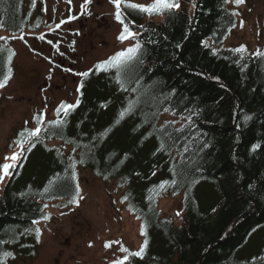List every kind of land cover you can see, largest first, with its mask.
Wrapping results in <instances>:
<instances>
[{
  "label": "trees",
  "instance_id": "16d2710c",
  "mask_svg": "<svg viewBox=\"0 0 264 264\" xmlns=\"http://www.w3.org/2000/svg\"><path fill=\"white\" fill-rule=\"evenodd\" d=\"M179 4L152 16L122 4L125 22L139 33L142 62L123 74L124 89L114 69L82 77L77 106L51 119L62 124L45 122L35 146L43 149L41 165L54 166L42 179L16 185L23 157L0 196V252L15 256L4 264L37 257L42 232L37 242L31 229L50 221L41 210L51 217L50 204L76 205L67 202L86 170L113 185L140 222L147 247L143 258L125 264H264V58L253 55L264 49L244 44L243 59L231 51L240 47L228 42L240 25L232 0ZM53 27L46 0H0V78L12 70L6 86L16 74L9 36L45 38ZM8 49L15 52L10 65ZM72 161L75 181L67 179ZM169 199L177 200L172 215L161 208Z\"/></svg>",
  "mask_w": 264,
  "mask_h": 264
},
{
  "label": "rangeland",
  "instance_id": "374dc122",
  "mask_svg": "<svg viewBox=\"0 0 264 264\" xmlns=\"http://www.w3.org/2000/svg\"><path fill=\"white\" fill-rule=\"evenodd\" d=\"M127 2L147 5L152 0ZM81 5H84L83 10ZM237 8L240 22L244 23L228 42L233 46L246 44L264 49V0H245ZM46 10L54 27L45 38L30 34L22 35V39L9 36L16 51V74L0 92V164L6 162L5 156L10 157L19 151L13 142L25 127L35 128V114L46 111V121L56 119L55 110L61 102L77 104L83 77L79 73L93 69L98 62L134 43L131 40L121 43L117 39L122 25L115 19V7L110 0H91L88 4H84V0H71L70 3L68 0H46ZM3 36L4 33H0V37ZM65 54L68 56L64 58L69 57L68 65L70 62L77 64L68 79L67 91L56 89L65 84L61 73L66 71L68 74L69 66L63 70L59 63ZM46 81L50 83L49 88H44ZM73 91L74 96L69 100ZM40 147L34 146L24 153L26 160L15 180L16 185L29 184L34 177L42 179L54 166V162L46 167L41 165L44 155ZM23 157L17 161V167ZM17 167L11 170L12 174ZM11 175L0 182V196ZM80 183L83 199L79 200L78 206L59 209L57 203L49 205L50 221L39 224L42 241L37 257L20 259L14 264H111L123 253L121 245L129 250L141 248L144 237L140 222L127 211L121 195L115 193V187L88 170L80 174ZM176 204L174 199L162 200L161 208L165 214L172 215ZM111 241L119 243L106 248L105 243ZM262 241L259 237L252 246ZM250 248L244 253L245 259L249 258Z\"/></svg>",
  "mask_w": 264,
  "mask_h": 264
},
{
  "label": "snow or ice",
  "instance_id": "6c2138e0",
  "mask_svg": "<svg viewBox=\"0 0 264 264\" xmlns=\"http://www.w3.org/2000/svg\"><path fill=\"white\" fill-rule=\"evenodd\" d=\"M70 3L71 0H68ZM91 0H84V4L90 3ZM111 3L114 4L115 7V19L117 22H119L122 25V31L120 35L117 37V39L124 43L125 40H131L134 43H131L130 46L127 48L121 49L116 51L114 54H112L110 57H108L104 61L98 62L94 69H89L88 71L79 73V75L83 77L89 76L90 73L93 71L100 72V71H108L110 69L115 70V78L117 80V83L120 84L121 88L124 89V80L122 79L123 74L130 69L132 64L136 62H142L140 61V53L142 51V45L137 39V36L139 35L138 32H134L130 25L125 22L124 20V13L121 11L122 4L125 8L138 12L140 14H148L149 16L152 15H163L165 12L171 14V11L173 9H178L180 7L179 0H152L150 4L143 5V4H137V3H129L127 0H110ZM229 2V0H225V3ZM233 3H235L237 6L240 4H243L245 0H232ZM195 7V4L193 5ZM81 8L83 10L84 5H81ZM90 14V13H89ZM233 16L239 15L237 12L232 13ZM74 18V17H70ZM63 22V21H62ZM243 21L240 22V25H243ZM59 27V25H57ZM140 27H143L142 25ZM232 27H236V24H232ZM231 29H229V32ZM23 37H21L22 39ZM43 39V36L40 37ZM4 39L3 37H0V40ZM51 43V41H49ZM0 51H3V49H0ZM231 51H234L236 53L240 54V58L243 59L244 56L248 53L247 46L241 45L240 47L236 49H232ZM7 62L10 65L13 56H15V52L12 49L7 50ZM253 55L257 56L258 58H264V51L257 50L256 53H253ZM11 67H8L7 73H5L2 78H0V88H3L6 86L8 81L11 79ZM126 90V89H125ZM135 91V89H133ZM78 103V102H77ZM77 105L68 104L66 102H61V104L57 107L56 115L57 117L60 116V113L63 112L65 116L68 115L69 110L73 109ZM132 110V104H129V107L126 108L124 111H122L119 115L122 118L125 114V112H130ZM165 111H168V109H165ZM252 119L251 116H245V120ZM33 122L35 123L36 127L34 129H29L25 127L17 134V139L13 142V144L19 149V151H16L13 153L12 156H5V163L0 164V182H3L5 177L10 176L12 174L11 170H14L17 167V161L24 156V153L26 151H30L32 147L35 146V143L38 142L44 135H45V122H46V111H40L37 114L33 116ZM28 122L26 121L25 124ZM63 121L60 120H51L47 121V124L49 126H57L59 124H62ZM116 123H119V119L116 121ZM25 145H28L27 148H25ZM163 147V144L161 145ZM260 147V145H254L253 151L256 150V148ZM187 150V149H185ZM71 160V158H70ZM7 161H11L10 163ZM83 163V160L80 161ZM68 167L72 169V172L70 176L67 177L70 181L77 180V174L75 172L76 162L72 161ZM154 174V173H153ZM56 179H60L59 176L56 177ZM107 179V177H105ZM49 183H53V181H50ZM169 183L175 184L176 181H162L161 184L158 186L161 189L165 187V185H168ZM48 189H45L47 191ZM83 199V196L81 195V189L79 186V183L77 182L74 186V195L70 200H68L67 204H76L79 205V200ZM127 199V197H125ZM67 206V205H65ZM48 205H44V208H47ZM42 212V219L47 221L50 220L51 217L47 214H43ZM40 223V220H33V225H38ZM31 231H34L36 234V240L39 242L41 238V230L39 227H35L34 229H31ZM144 234V233H142ZM15 239V237H13ZM0 243H6V241H0ZM119 243V241H111L106 242L105 247H111L112 244ZM91 247V244L89 245ZM147 247V241H145L144 245L141 246L139 251H130L128 248L124 247L123 245L120 246V251L127 253V255L123 256L122 258H117L116 260H113L111 264H125V261H128L130 257H140L143 258V253ZM15 258L14 254L11 251H3L0 252V264H4L5 258Z\"/></svg>",
  "mask_w": 264,
  "mask_h": 264
},
{
  "label": "flooded vegetation",
  "instance_id": "af4514ba",
  "mask_svg": "<svg viewBox=\"0 0 264 264\" xmlns=\"http://www.w3.org/2000/svg\"><path fill=\"white\" fill-rule=\"evenodd\" d=\"M84 23H88V20H84L83 21ZM68 55L65 54L61 60L59 61V63L61 64L63 70H66L67 69V66H69V68L67 69L68 70V74H65L66 71L62 72L61 75L63 76V79L65 84L63 86H57L56 89H61V90H64V91H67L68 90V85H67V82H68V79L69 77H71V75L73 74V72L75 71V68L77 66V64L75 62H70L69 65H68V58H64V57H67ZM52 72L54 73V69L52 70ZM73 80L75 81L76 80V77L73 78ZM50 87V83L48 81H46L44 83V88H49ZM70 98L69 100L72 99V97L74 96V91L73 92H70L69 94Z\"/></svg>",
  "mask_w": 264,
  "mask_h": 264
}]
</instances>
